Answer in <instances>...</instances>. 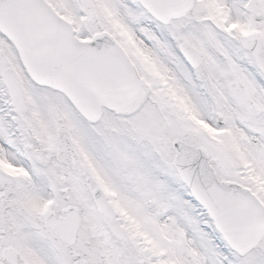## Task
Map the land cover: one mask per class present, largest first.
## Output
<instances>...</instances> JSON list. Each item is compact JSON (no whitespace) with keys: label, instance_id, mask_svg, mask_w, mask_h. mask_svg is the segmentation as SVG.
<instances>
[{"label":"rangeland","instance_id":"rangeland-1","mask_svg":"<svg viewBox=\"0 0 264 264\" xmlns=\"http://www.w3.org/2000/svg\"><path fill=\"white\" fill-rule=\"evenodd\" d=\"M50 1L74 23L78 31L80 29V37L90 36L97 30L94 26L112 33L129 51L140 74L152 86L148 103L137 115L119 116L105 111L102 120L94 124L73 112L68 116L69 127L78 133L79 139L82 134L85 136L91 153L97 158L93 160L90 157L89 163L85 161L91 183L82 197L83 224L92 233L90 251L94 255V263L138 264L137 258L145 257L153 264L156 252L170 258L172 253L188 256V251L190 255H195L191 250V239H194L200 245L202 255L207 258L203 259L210 258L213 264H264V241L244 260L230 254V249L215 233L214 225L204 209L193 200L179 180L172 163L175 153L170 146V139L165 141L164 137H157L152 131L151 127L159 129L167 125L172 118L170 111L174 113L173 124L181 129L201 131L198 125L201 121H209L216 126L210 95H200L194 87L189 89L194 95L192 97L185 89L186 86H195L192 83L194 76L183 61L176 57L175 45H171L166 38L168 29L155 22L140 6L131 4L134 0H105V7L111 12L108 15L104 8L100 9L101 14L98 11L100 16L95 19L98 24L93 19L83 20L72 0ZM92 2L97 4L96 0ZM211 3L197 0L193 12L172 23L171 28H181L182 37L204 50L207 55L204 69L217 74V86L224 92V81L232 78L230 64L215 50L222 49V54L235 53L239 46L238 37L256 29L253 28L255 21L245 9L243 1ZM221 22L225 23L223 29ZM231 22L237 25L233 32L228 30ZM169 44L171 46L168 48ZM11 53H16L13 45L0 34V55L3 59L6 55L18 70L26 95H58L32 84L19 60L13 58ZM239 53V62L232 74L240 75L242 72L244 75V82L251 91L248 95L252 98L244 103L246 106L257 105L261 109V124H256L254 114L244 116V113H235L232 107L229 110L224 108L222 113L226 114L227 123L224 127L230 133L224 137L216 154L214 149L212 154L221 177L234 178L260 194L261 180L257 174H261V161L264 158V77L255 66L246 67L242 63L243 60L251 63V57L246 58L243 57L244 53ZM258 74H261V83ZM232 83L236 85L238 81L233 78ZM253 83L259 87L258 90ZM233 97L238 98V95ZM217 102L221 105L220 100ZM245 117L249 120L247 124L240 121ZM141 119H147L148 125L145 123L143 127ZM250 124H255L254 130H261L258 135L261 139L259 146L250 139L253 134L248 127ZM212 132L211 129L209 133ZM95 184L105 189L120 218L126 222L130 244L117 242L105 228L91 195ZM261 198L264 200L262 181ZM123 214L130 220H125ZM179 223L186 227L182 235ZM142 243L153 246L144 251V246H138ZM205 260L202 262L205 263ZM191 261L196 263L193 258Z\"/></svg>","mask_w":264,"mask_h":264},{"label":"water","instance_id":"water-1","mask_svg":"<svg viewBox=\"0 0 264 264\" xmlns=\"http://www.w3.org/2000/svg\"><path fill=\"white\" fill-rule=\"evenodd\" d=\"M168 1H150L154 10L160 13L158 17L163 22L169 21L171 17L184 15L193 5V0H172L166 4ZM241 42L245 48L252 52L264 70V44L261 39L257 36L245 37L241 39ZM73 44L55 43L53 45L52 54H56L57 57L65 55L70 61L65 59L63 63L66 64L68 61V65L72 64L69 70L59 71L63 84H55L73 98L72 100L87 118L96 120L100 115L101 105H106L117 112H128L137 108L144 99L147 85L137 78L133 67L112 39L103 34L90 43L92 47L80 45L75 41ZM183 49L184 52L186 50L192 52L193 61L201 60L198 53L187 44H183ZM42 59L43 57H39L40 65H44ZM5 80L10 87L11 95L20 97L22 94L19 84L11 71L5 72ZM50 83L53 84L51 81ZM179 149L182 152V164L188 173L187 178H191L193 182L195 180L204 182L200 186H193V192L198 196L200 190H207L208 188L207 176L202 174L205 171H200L199 168L206 165L210 171L206 155L202 149L195 151L182 144H179ZM210 173L213 174L212 171ZM94 195L108 227L117 237L125 239L124 229L115 218V212L106 201L105 195L99 189H95ZM211 196L214 201L213 195ZM217 207L221 210L219 205ZM64 212L66 216L58 218L55 217L54 212H49L45 222L62 239L73 244L80 222L77 209L69 207ZM262 235L263 233L253 239L250 234H246L245 241L240 247L241 253L244 254L253 247Z\"/></svg>","mask_w":264,"mask_h":264},{"label":"flooded vegetation","instance_id":"flooded-vegetation-1","mask_svg":"<svg viewBox=\"0 0 264 264\" xmlns=\"http://www.w3.org/2000/svg\"><path fill=\"white\" fill-rule=\"evenodd\" d=\"M251 1L261 3V11L264 9V0ZM12 126L16 131L17 143L24 142L25 138L30 141L31 154L28 163L35 176L42 179H48L51 176L55 178V183L52 185L56 193L55 208L57 212H60L59 207L62 200L67 203L72 201L75 181L81 183L86 178L83 170L79 166H74L70 154L65 148L61 147L59 151L58 149L55 152L52 151L30 115L14 113ZM8 179H12L14 182L11 183ZM20 189L21 192L29 189L25 177L17 171L5 168L0 163V262L4 264H12L3 255L4 251L11 248L18 252L19 258L26 264L31 263L30 258L25 257V255L34 253L30 249L34 248V243L31 241L25 243L24 248H28L25 253L20 250L19 244L23 240V236L14 225L13 218L30 224V228L34 230L33 233L35 234L37 231L41 234L42 228H45L38 222L37 218L35 220L29 219L31 217L29 212L19 200ZM62 190H65V193H62Z\"/></svg>","mask_w":264,"mask_h":264},{"label":"bare ground","instance_id":"bare-ground-1","mask_svg":"<svg viewBox=\"0 0 264 264\" xmlns=\"http://www.w3.org/2000/svg\"><path fill=\"white\" fill-rule=\"evenodd\" d=\"M12 55H14V54H12ZM191 96L194 97V95H192V94H191ZM191 99H193V98H191ZM82 145L84 146L85 150L88 151V156L92 157L93 160H97V158L93 155V153H91V150L89 149L88 143L83 141ZM3 149H4V153L9 157L10 155H9V153L6 152V148L3 147ZM261 180L264 181V158L261 161ZM34 198H35L36 201H38V200H46L47 196H45L44 194H40L39 196H34ZM178 226H179L180 230L185 231V227L182 226V224H178ZM192 250L197 253L198 261L196 263L189 262V260H186V258L183 257L182 255L172 256V258L167 257V255H166L164 258L168 259L169 264H213V260L210 259V258L205 263H203L201 261L202 249H201L200 245L194 239H193V248H192Z\"/></svg>","mask_w":264,"mask_h":264}]
</instances>
